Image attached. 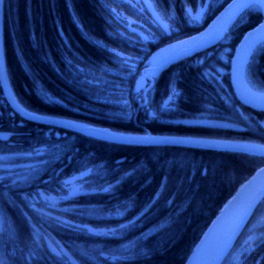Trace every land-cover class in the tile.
<instances>
[{
  "label": "trees",
  "instance_id": "16d2710c",
  "mask_svg": "<svg viewBox=\"0 0 264 264\" xmlns=\"http://www.w3.org/2000/svg\"><path fill=\"white\" fill-rule=\"evenodd\" d=\"M153 1L169 17L171 30L141 45L120 36L108 12L110 0H3L5 68L19 104L39 115L117 132L264 145V112L244 106L230 79L235 47L247 31L261 23V10H245L243 19L237 18L215 46L174 61L153 77L151 85L138 89L139 72L150 54L201 32L230 0H209L199 24L190 22L185 7L195 8L205 0ZM116 50L138 61L131 68L114 54ZM245 79L253 89L264 91V44L245 70ZM170 94L174 95L171 107L162 109ZM193 119L221 121L242 129L194 127L183 122ZM262 164L264 158L239 153L119 145L28 122L11 110L0 89V211L11 219L21 249L5 257L9 264H63L44 255L39 217L24 196L38 190L54 191L62 179L91 169L89 187L108 189L76 199L91 210L105 212L94 211L95 215L87 216L88 223L118 227L136 220L109 236L55 230L77 261L184 264L221 206ZM116 208L122 209L120 217L108 216ZM263 211L264 197L240 238ZM259 232L264 234V227ZM126 243L130 245L122 249L124 256L116 262L89 260L77 251L81 247L91 252L93 248L119 252ZM261 254L264 242L252 257Z\"/></svg>",
  "mask_w": 264,
  "mask_h": 264
},
{
  "label": "water",
  "instance_id": "95a60500",
  "mask_svg": "<svg viewBox=\"0 0 264 264\" xmlns=\"http://www.w3.org/2000/svg\"><path fill=\"white\" fill-rule=\"evenodd\" d=\"M233 8L234 0H230L201 32L167 45L172 53L171 58L162 67L150 68L152 71L150 77L145 76V71L149 69L145 65L135 87L140 89L146 81L149 80L151 82L160 70L174 61L215 46L232 24L229 23V13ZM261 12L263 15L261 23L247 31L235 47L231 59L230 79L237 99L244 106L255 111L264 112V91H257L247 83L244 67V60L249 46L257 41L264 42V29L260 28L261 25H264V10H261ZM2 14L3 3L0 4V89L11 110L21 119L119 145L181 147L232 152L264 158V154H260L258 151L259 149H264V145L261 144L193 136L152 135L149 132L145 134H129L117 132L107 127L39 115L25 109L14 97L6 73L2 42ZM161 52L164 54L166 49ZM183 122L194 127L239 129L233 124L221 121L201 119ZM263 197L264 164L253 171L225 201L192 248L184 264H223Z\"/></svg>",
  "mask_w": 264,
  "mask_h": 264
},
{
  "label": "rangeland",
  "instance_id": "374dc122",
  "mask_svg": "<svg viewBox=\"0 0 264 264\" xmlns=\"http://www.w3.org/2000/svg\"><path fill=\"white\" fill-rule=\"evenodd\" d=\"M111 2L112 6L108 12L111 14L114 22L118 24L120 36L122 35L123 37H126L130 40V43L142 45L149 41H154L155 36L160 34L159 32L169 33L171 30L169 17L154 3L153 0H110V3ZM209 2V0H205L203 3H199L195 8L190 6L185 7L186 15L190 19V22L196 24L201 23L210 4ZM163 49H166L164 54L161 52ZM113 52L119 59H125L128 66L131 68L138 61L137 58L133 60L129 55L118 52L117 50ZM171 56L172 53L167 45L159 51L150 54L145 62V65L149 68L145 71V76L150 77L152 75L150 68L162 67ZM142 70L143 69H141V71ZM149 83H151L149 80L146 81L141 88H146L151 85ZM111 98L115 103L119 102V98L115 97V95ZM120 102L123 105H127L125 100H120ZM91 173V169H85L65 178L62 183L64 189L59 187V191L54 193L39 190L30 196H24L28 207H30L31 210L33 209L39 217L41 226L38 224V227L44 232V242L49 253L52 254L56 260L64 264L80 263L65 247L66 245L61 242L60 238L56 236V239L49 232L51 229H59L63 234L67 232L73 234L77 232H85L93 236H109L115 234L118 229L123 228L125 225L133 223L136 220L134 219L128 223L119 224L118 227L93 226L88 223L86 218L88 215H95L94 211H97L100 215L105 212H103V210H91L93 208L90 206L78 204L76 199L82 194L104 192L108 189V187L101 189L90 188L89 176ZM113 210L114 211L107 212L108 216L120 217L122 209L119 210L116 208ZM263 227L264 211L258 219L250 223L239 242L232 249L230 255H228V261L226 260L224 264H229L232 260L234 261V257L238 255V253H240L239 255L242 257V252H245V250L252 251L257 249L259 243L264 240V234L259 232V229ZM18 243L16 230L11 219L6 216L4 212L0 211V264H9L5 256L7 254L13 255L16 250H21L18 247ZM129 245L130 243H126L123 247L118 249L120 250L119 252L111 251L110 253L100 252L97 248H93V252H91L89 248L83 249L81 247L78 248V250H75L89 260L92 259L91 257L94 259L97 257L104 259L107 262H116L120 261L124 256L122 249ZM30 256L31 255L29 254V258ZM240 257H238V259ZM25 258L28 260L27 262L31 259H29L28 256ZM259 259L255 264L259 263ZM245 264L254 263L248 261Z\"/></svg>",
  "mask_w": 264,
  "mask_h": 264
},
{
  "label": "snow or ice",
  "instance_id": "6c2138e0",
  "mask_svg": "<svg viewBox=\"0 0 264 264\" xmlns=\"http://www.w3.org/2000/svg\"><path fill=\"white\" fill-rule=\"evenodd\" d=\"M3 3V0H0V4ZM244 9H256L264 10V0H234V8L229 13V23L237 22V18L243 19ZM261 29H264V25L260 26ZM264 42L257 41L249 46L245 60L244 67L245 70H248V66L253 62V57L256 55V52ZM260 154H264V149L258 150Z\"/></svg>",
  "mask_w": 264,
  "mask_h": 264
},
{
  "label": "flooded vegetation",
  "instance_id": "af4514ba",
  "mask_svg": "<svg viewBox=\"0 0 264 264\" xmlns=\"http://www.w3.org/2000/svg\"><path fill=\"white\" fill-rule=\"evenodd\" d=\"M176 95V94H175ZM174 100V95L173 94H170L168 97H167V99H165L164 101H163V103L161 104V108L162 109H164V108H170L171 107V103H172V101ZM63 180L64 179H62L61 180V182H60V184H59V187H61V188H63L64 189V186L62 185V183H63ZM59 188H54V191H48V192H52V193H54V192H56V191H59L58 190ZM62 189V190H63ZM39 191V190H38ZM32 211L36 214V212L32 209ZM40 226H41V223L39 222L38 223ZM60 228V227H59ZM56 229H51V231H49L55 238H56V234L54 233V231H55ZM41 237H42V242L41 243H43V245H44V249H45V251H47V252H45V256H46V253L49 255L47 258H48V260H50V261H53V262H59V263H62V262H60V261H58V260H56V258H54V256L52 255V254H50L49 253V251H48V249H47V247H46V245H45V239H44V232L43 231H41ZM58 237V236H57ZM57 239V238H56ZM65 240V239H64ZM239 240H240V236H239V238H238V240L236 241V243H235V245H234V247L236 246V244L239 242ZM262 240V239H261ZM62 242V241H61ZM264 242V240L263 241H261L260 243H259V245H261L262 243ZM63 243V242H62ZM64 244V243H63ZM233 247V248H234ZM68 249V248H67ZM69 250V249H68ZM256 250V249H255ZM255 250H252V251H248V250H245V252H242V257H240V253H238V255H236L235 257H234V261L232 260L229 264H245V263H247L248 261L249 262H251V263H254L255 264V262L256 261H258V259H259V257H260V259H259V263H257V264H264V254L262 255H259L256 259L255 258H253L252 257V254L255 252ZM70 252H71V250H69ZM232 251V250H231ZM231 253V252H230ZM230 253H229V255H230ZM71 254L73 255V252H71ZM31 256H34V254L32 253L31 254ZM53 257V258H52ZM238 257H240L239 259H238ZM228 259V256H227V258L225 259V261L223 262V264L226 262V260ZM228 261V260H227ZM29 263H30V261H29ZM64 264V263H63Z\"/></svg>",
  "mask_w": 264,
  "mask_h": 264
}]
</instances>
